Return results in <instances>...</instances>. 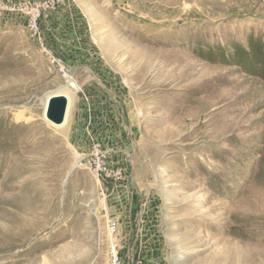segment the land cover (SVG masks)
Wrapping results in <instances>:
<instances>
[{
    "label": "rangeland",
    "instance_id": "obj_1",
    "mask_svg": "<svg viewBox=\"0 0 264 264\" xmlns=\"http://www.w3.org/2000/svg\"><path fill=\"white\" fill-rule=\"evenodd\" d=\"M47 1L0 0V264H106L107 218L122 264H264V0Z\"/></svg>",
    "mask_w": 264,
    "mask_h": 264
},
{
    "label": "built area",
    "instance_id": "obj_2",
    "mask_svg": "<svg viewBox=\"0 0 264 264\" xmlns=\"http://www.w3.org/2000/svg\"><path fill=\"white\" fill-rule=\"evenodd\" d=\"M56 1L58 2L59 0H48L46 4V8L47 9L54 8ZM39 15H40V10L38 9L37 16H33L30 19V27L33 30L37 29L36 20ZM89 156L90 158L86 162V167L89 169L92 176L98 182L105 181L106 179L117 180L120 178L118 172L112 170L109 167V165L105 161V158H104V155L101 149L98 146H93ZM115 230H116L115 220H113L112 218H107L106 231L108 234V244H107V251H106V254H107L106 264H122L121 256L119 254V247L114 237Z\"/></svg>",
    "mask_w": 264,
    "mask_h": 264
},
{
    "label": "water",
    "instance_id": "obj_3",
    "mask_svg": "<svg viewBox=\"0 0 264 264\" xmlns=\"http://www.w3.org/2000/svg\"><path fill=\"white\" fill-rule=\"evenodd\" d=\"M67 108V99L62 94H51L46 102L44 118L52 125L63 122Z\"/></svg>",
    "mask_w": 264,
    "mask_h": 264
},
{
    "label": "bare ground",
    "instance_id": "obj_4",
    "mask_svg": "<svg viewBox=\"0 0 264 264\" xmlns=\"http://www.w3.org/2000/svg\"><path fill=\"white\" fill-rule=\"evenodd\" d=\"M79 88V87H78ZM77 90V85L75 84V82H69L67 85L65 86H60L52 91H50L49 93H47V95L44 97V101H43V117H44V110H45V106H46V102L49 98V96L51 94H62L66 97L67 99V108H66V112H65V116H64V120L61 124L59 125H52L50 122H47L54 126V128H62L64 127V125L66 124L67 118H68V114L70 111V106L72 103V96L74 94V92Z\"/></svg>",
    "mask_w": 264,
    "mask_h": 264
},
{
    "label": "crops",
    "instance_id": "obj_5",
    "mask_svg": "<svg viewBox=\"0 0 264 264\" xmlns=\"http://www.w3.org/2000/svg\"><path fill=\"white\" fill-rule=\"evenodd\" d=\"M70 1H73V0H67L66 2L67 3H69ZM65 5V4H64ZM57 61H58V63L60 64V65H63L64 63L61 61V60H59V59H57ZM65 65V64H64ZM69 83V82H68ZM65 85H67V84H65ZM65 85H62V86H65ZM49 93V92H48ZM63 94V93H62Z\"/></svg>",
    "mask_w": 264,
    "mask_h": 264
}]
</instances>
